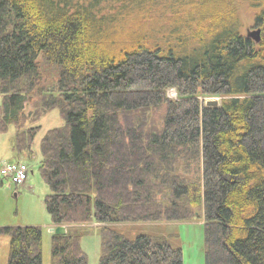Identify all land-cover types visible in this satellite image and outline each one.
Returning <instances> with one entry per match:
<instances>
[{
  "label": "trees",
  "instance_id": "1",
  "mask_svg": "<svg viewBox=\"0 0 264 264\" xmlns=\"http://www.w3.org/2000/svg\"><path fill=\"white\" fill-rule=\"evenodd\" d=\"M0 95L15 150L59 110L39 143L45 207L56 225L101 223L99 264H183L165 237L110 225L197 217L204 264H264V0H0ZM80 232L52 236L49 264H88ZM0 234L7 264H42L39 227Z\"/></svg>",
  "mask_w": 264,
  "mask_h": 264
},
{
  "label": "rangeland",
  "instance_id": "2",
  "mask_svg": "<svg viewBox=\"0 0 264 264\" xmlns=\"http://www.w3.org/2000/svg\"><path fill=\"white\" fill-rule=\"evenodd\" d=\"M235 6L239 7L242 28L241 32L246 34L248 31H254L256 28L254 24V13L252 10L242 7L237 3ZM174 9V8H173ZM170 15L169 10L164 14V17ZM45 66V65H44ZM55 73L54 69L47 70V73ZM51 75L50 78H53ZM50 87H54V83L51 82ZM165 97L169 100L178 99L177 91L174 87H168L165 91ZM40 99L37 96L33 99L32 103L25 104V111L31 110L33 106ZM200 99H202L200 97ZM209 99L219 98L213 97ZM34 102V103H33ZM1 103V95H0ZM163 108H155L152 111V115L156 117L155 123L159 124ZM63 123V119L58 109H52L46 111L44 115L36 123H30L27 121L25 128L31 125H39L31 148L25 152V159H21L29 166V171L26 180L23 185H14L7 178H0V227H19V226H37L41 230V254L42 264L50 263V246L52 234L49 231L51 220L46 210L44 199L49 193L47 185L44 183L39 173V141L44 133L51 128L59 127ZM13 125H9L5 131L0 132V164L8 162L16 157L15 154L9 149L8 144L11 142V128ZM21 153V152H19ZM6 156V157H3ZM30 160V161H29ZM183 167V166H182ZM183 169H185L183 167ZM196 170V168H195ZM195 170L191 174L195 175ZM182 174V173H181ZM185 175V174H183ZM191 178L192 175H189ZM203 218H189L182 221H159V222H133V223H116L115 228L122 230L127 237H133L138 233H147L156 236H163L167 242L173 246L180 248L182 254L183 264H204V233H203ZM51 226L56 224L50 223ZM68 225V228H76L82 234L81 247L87 256L88 264H99L100 257V238H99V226L101 223L91 221L87 224H62ZM124 231V232H123ZM0 264H7L8 260V237L0 234Z\"/></svg>",
  "mask_w": 264,
  "mask_h": 264
},
{
  "label": "built area",
  "instance_id": "3",
  "mask_svg": "<svg viewBox=\"0 0 264 264\" xmlns=\"http://www.w3.org/2000/svg\"><path fill=\"white\" fill-rule=\"evenodd\" d=\"M29 167L24 162L8 161L0 165V176L7 177L13 184H22L27 177Z\"/></svg>",
  "mask_w": 264,
  "mask_h": 264
},
{
  "label": "crops",
  "instance_id": "4",
  "mask_svg": "<svg viewBox=\"0 0 264 264\" xmlns=\"http://www.w3.org/2000/svg\"><path fill=\"white\" fill-rule=\"evenodd\" d=\"M256 30V29H255ZM260 30V29H259ZM249 32H251V31H248L247 33H246V35H248V33ZM26 124L27 123H25V126H26ZM11 125H13V127L11 128V136H10V138H11V142L8 144V147H9V149H11V151L15 154V152H16V157H18V158H21V159H25L26 160V156L28 155V153L25 155V152L26 151H28L30 148H31V146H30V148L29 149H25V150H15L14 149V145H15V138L17 137V133H18V131H19V129L14 125V124H11ZM10 125V126H11ZM25 126L23 127V130L24 129H26L27 130V128H25ZM30 127V126H29ZM52 129V128H51ZM49 130V129H48ZM0 132H2V131H0ZM45 134V133H44ZM39 143H40V141H39ZM30 145H32V143L30 144ZM21 152V153H19V152ZM39 152H40V149H39ZM40 154H41V152H40ZM3 157H6V156H3ZM16 157H14V158H16ZM2 159H6V158H2ZM2 159H0V160H2ZM14 160V159H13ZM27 161V160H26ZM30 161V160H29ZM40 161H41V156H40ZM40 161H39V163H40ZM25 185V184H24ZM24 185H22V186H24ZM51 223V222H50ZM48 224V225H50V227H53V226H51V224ZM115 225H117V224H112V225H110V226H113L114 228H115ZM65 227V229H66V231L69 229L68 228V225H65L64 226ZM117 230V229H116ZM120 232L122 231V230H119ZM124 232V231H123ZM145 234H147V233H145ZM151 235V234H150ZM1 236V235H0ZM53 236V235H52ZM153 236H156V235H153ZM157 237V236H156ZM160 237H163V236H160ZM51 239H52V237H51ZM8 243H9V238H8ZM8 249H9V244H8Z\"/></svg>",
  "mask_w": 264,
  "mask_h": 264
},
{
  "label": "water",
  "instance_id": "5",
  "mask_svg": "<svg viewBox=\"0 0 264 264\" xmlns=\"http://www.w3.org/2000/svg\"><path fill=\"white\" fill-rule=\"evenodd\" d=\"M259 29H256L254 31H251L248 33L247 36L253 37L256 41L259 39ZM205 106L207 107H216L218 106V100L217 99H207L205 102ZM50 232H52L54 235H64L66 233V229L64 226H54L49 229Z\"/></svg>",
  "mask_w": 264,
  "mask_h": 264
}]
</instances>
